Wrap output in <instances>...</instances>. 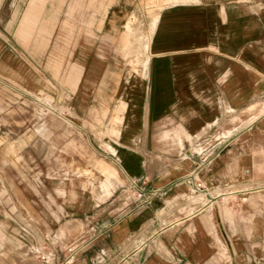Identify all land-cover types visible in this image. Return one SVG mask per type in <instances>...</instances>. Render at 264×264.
Returning a JSON list of instances; mask_svg holds the SVG:
<instances>
[{
  "label": "crops",
  "instance_id": "crops-1",
  "mask_svg": "<svg viewBox=\"0 0 264 264\" xmlns=\"http://www.w3.org/2000/svg\"><path fill=\"white\" fill-rule=\"evenodd\" d=\"M94 1L95 21L81 23L86 33L76 39L66 79L80 84L86 112L94 83L96 113L101 103L109 112L95 125L113 131L118 174L142 198L75 205L94 229L81 236L73 264H264V175L245 162L264 149V0H146L157 7L152 20L136 0ZM44 4L28 1L17 35L31 36ZM63 27L71 28L68 21ZM46 30L49 46L55 29ZM30 60L6 42L0 74L32 86ZM98 187L100 199L115 188L106 180ZM69 193L77 196L73 181ZM31 207L37 230L55 233L56 210ZM77 223L67 220L60 232ZM12 231L13 244H27L30 235L37 249L38 232ZM51 249L62 257L60 246Z\"/></svg>",
  "mask_w": 264,
  "mask_h": 264
},
{
  "label": "rangeland",
  "instance_id": "rangeland-1",
  "mask_svg": "<svg viewBox=\"0 0 264 264\" xmlns=\"http://www.w3.org/2000/svg\"><path fill=\"white\" fill-rule=\"evenodd\" d=\"M28 1L0 0V50L7 42L25 59L31 57L37 75V78L33 75V85L26 87L14 77L0 74L4 77H0V264H32L31 257H22L20 253L30 254L29 247L35 244L33 237L28 234L29 241L21 243L22 246L9 240L8 233L14 234L12 230L17 229V225L25 226L30 233L38 232L37 247L51 249L60 244L74 245L80 242L87 229H94L85 225L80 213L75 214V205L88 208L101 202L105 205L112 199L121 203L138 200V189L124 183L116 169L111 150L113 131L95 125L102 124L109 112L107 105L102 110L101 103V110L96 113L94 83L88 88L93 97L86 112L78 105L80 84L73 88L66 79L77 57L76 39L86 33L80 31L81 23L95 21V1L90 5V0H81L72 10L75 0H45L42 13L32 26V34L25 40L17 35V29ZM136 2L148 8V17L152 20L157 7L146 0ZM64 21H68L71 28H64ZM130 22L140 27L137 16ZM47 28L55 29L49 46L43 40L49 33ZM38 29H43L41 35ZM144 35L147 33L142 31L136 36L137 44ZM6 49L11 51L9 47ZM260 108L261 105L253 106L246 112ZM122 110L120 105L115 112L121 114ZM262 140L260 137L259 142ZM263 156L261 148L245 159L248 169H259L257 176L264 175ZM105 180L115 188L110 196L100 199L98 186ZM71 181L77 188L76 197L69 193ZM31 205L41 212L48 208L56 210L60 220L55 233L44 232L41 227L37 230L38 222L33 217ZM69 219L81 223L60 232Z\"/></svg>",
  "mask_w": 264,
  "mask_h": 264
},
{
  "label": "built area",
  "instance_id": "built-area-1",
  "mask_svg": "<svg viewBox=\"0 0 264 264\" xmlns=\"http://www.w3.org/2000/svg\"><path fill=\"white\" fill-rule=\"evenodd\" d=\"M201 152L202 151L198 153ZM195 189L198 190L201 195H206L208 193L206 187L201 182L196 184ZM136 198H142L141 191L136 190ZM59 246L63 249L61 258L56 256L52 249H47V247H37V249L29 247L31 250L30 254H22L23 256L31 257L32 264H73L78 244L68 246L60 244Z\"/></svg>",
  "mask_w": 264,
  "mask_h": 264
},
{
  "label": "bare ground",
  "instance_id": "bare-ground-1",
  "mask_svg": "<svg viewBox=\"0 0 264 264\" xmlns=\"http://www.w3.org/2000/svg\"><path fill=\"white\" fill-rule=\"evenodd\" d=\"M147 40H148V39H147ZM146 43H147V42H146ZM73 227H74L73 224H68V225L65 227V229L69 231V230L72 229ZM65 229H64V230H65ZM65 232H66V231H65Z\"/></svg>",
  "mask_w": 264,
  "mask_h": 264
}]
</instances>
